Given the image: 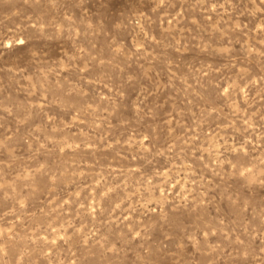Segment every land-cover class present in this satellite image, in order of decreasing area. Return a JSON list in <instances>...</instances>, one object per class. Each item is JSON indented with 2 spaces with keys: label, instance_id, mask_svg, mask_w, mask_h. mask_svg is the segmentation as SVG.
Returning a JSON list of instances; mask_svg holds the SVG:
<instances>
[{
  "label": "rangeland",
  "instance_id": "obj_1",
  "mask_svg": "<svg viewBox=\"0 0 264 264\" xmlns=\"http://www.w3.org/2000/svg\"><path fill=\"white\" fill-rule=\"evenodd\" d=\"M0 264H264V0H0Z\"/></svg>",
  "mask_w": 264,
  "mask_h": 264
}]
</instances>
